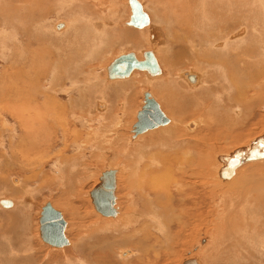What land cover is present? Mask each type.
<instances>
[{"label":"rangeland","instance_id":"374dc122","mask_svg":"<svg viewBox=\"0 0 264 264\" xmlns=\"http://www.w3.org/2000/svg\"><path fill=\"white\" fill-rule=\"evenodd\" d=\"M13 1L15 2V0ZM137 1L144 7V12L148 15L150 21V27L153 28V33L158 36L159 41L153 39V34H139L147 31V27V29L143 28L140 31L137 28L128 26L131 15L128 0H67L62 12L59 5L53 0H41L31 14L27 12L26 23L14 22L13 19L10 20V23H7L4 21V17L0 18V23L4 24L2 31L0 30V81L5 76L10 75L9 77H11L12 73V79H16L13 80L14 82L19 84L20 87L27 86L23 91L28 92L27 95L21 96H26L24 102L30 103L31 78L36 81L41 80L38 84L41 87L39 88L40 93L49 91L52 87L51 82L55 81L53 87H58L61 86L64 80V82L69 81L71 78H65L62 67L63 63L68 60L67 57L71 55L78 54L79 57L73 63L79 65L80 72L78 69L77 71L81 75L79 76L81 78L78 77L77 82L79 84H76L75 89L71 90L68 85L66 87L68 93H62L56 97L58 101L67 106L70 105L69 98H75L80 113L77 115V119L74 120L75 131L72 126L67 127L64 132L58 131L56 134L58 143H53L50 149H46V152L44 151L46 154L43 157L37 155L30 157V147L28 149L22 148L19 141L24 137L23 127L18 123L17 118L8 113L0 117V200L5 199L11 200L13 203L16 202V205L10 209H4L0 206V264H67L68 261V264H183V262L192 259L196 260L198 264H230L232 261L233 263H236V261H227L229 258L227 260L223 258L222 262H218L216 256V259L212 257L214 255L213 250L219 244V241H217L219 236L215 231V228L217 230L219 228L215 219L217 215H221L229 222L228 225L224 226L225 228L222 227L224 229L238 224V227H244L239 229L241 233V230L248 231L247 233L250 235V232L257 228L259 233L263 234L264 212L259 209L262 207H255L254 210V207L251 208L248 204L244 205L241 196L245 191L244 189L246 191L254 187L258 191L264 189V157L256 158L259 155L264 156V150H253V154L243 155L246 160L244 159L245 161L232 178H226L221 171H218L225 166L226 158L229 161H235L238 154L243 153L245 149L249 148L251 150L256 140L259 138L264 139V59L258 57L255 60H250V62H255L251 65V68L244 71L241 80L239 79L238 88L242 91H240L238 112L234 111L233 114L230 110H227V114H219L215 111V108L223 100L220 99L219 88L216 87L219 84V75L214 66V60H217V58L213 57V60L207 59L208 63L207 61L204 62V59L200 58L202 53L187 50L186 48H189V45L181 42L184 44L185 48L183 49L187 53L181 54L183 57L180 56L179 59H175L172 53H174V50L176 51V48H181L179 47L181 44L179 38L171 37L172 34L166 28L167 20L166 25L163 22V16L168 17L170 13L166 2L168 0ZM210 1V6L212 8L214 6V8L211 10L209 6L208 10L211 12L210 14L216 15L217 7L213 4V0ZM255 1H224L227 6H224L223 11L226 10L227 12L226 14L223 12V15L228 20L231 19V24L229 21V23H226L229 25L225 26L223 36H216V32L213 31L218 38L215 41L213 37L212 42L215 43L212 46L213 48H222L221 51L224 52L228 50L227 48H235V45L230 43L229 38L234 34L238 41H234L238 45L236 48H255L258 43V31L255 28L262 31L264 26V13L257 7ZM11 2L12 0H0V9L4 6L10 8ZM201 2L202 0H186L184 4L188 5L186 8L193 17L195 15L201 17ZM231 3H236V6ZM12 11L15 12L14 8H12ZM20 12L23 13L24 10ZM162 12L163 14H160ZM220 13L222 15L221 10L218 11V14ZM201 22H203V19H201ZM68 23H70L69 28ZM59 24L65 25L60 29V32L56 30V26L59 28ZM72 27L78 28V38L76 39L79 44L70 43L69 41ZM207 29L209 30V28ZM14 31H17L18 35L13 36V39ZM51 31L55 33L64 32L65 34L60 40V37L56 38ZM128 32L139 35L136 36L137 38L135 37L136 42L138 41L137 49L130 48L123 43V38ZM195 33L192 34L193 37L200 36L199 30L197 34ZM207 37L209 36L207 35ZM176 40L178 41L176 42ZM158 42L159 44H156ZM177 43L179 44L177 45ZM69 45L74 47H67ZM147 50L154 51L160 69H162V75L158 79L150 80L144 72H134L124 80H107L105 69L113 59L121 54L134 52L141 60V53ZM30 52L36 53L34 58L38 57L30 65L44 66L51 69L52 73L47 81L42 80L41 77H33L30 68H23L20 73L18 72L19 74L15 72L16 68L21 66L20 62L9 65L11 56L16 57L23 54L22 57L27 61ZM65 54H67L66 57ZM55 60H57L56 63ZM173 60L174 62H180L181 65L177 66L178 68L176 67L177 69L174 71L169 66V62L172 63ZM59 67H61L60 81L56 82L54 70ZM26 70L30 72V75L25 73ZM186 72L198 74L202 77L201 82L203 83L200 82L201 84L198 83L192 88L183 78V74ZM133 79L137 82V86L135 85L132 90L129 87L127 90H131L132 92L129 91L131 92L129 94H134L133 96L127 97L126 90L123 88L120 89L121 92L119 89V91H114L115 87L119 85L128 84L131 86ZM153 83L162 84L160 91L154 88ZM154 90L158 94L160 92L165 94L168 101H170L169 104L163 102ZM69 91H72V93ZM144 91H149L159 103L170 123L164 127L133 137L132 127L136 122V114L143 105L142 92ZM227 95L230 96L231 93L228 91ZM42 97L41 95L40 103L44 100ZM215 97L218 99H215ZM202 100L203 103L208 104L206 108H201L202 102L200 101ZM245 101H248V103H245ZM18 103H20V100ZM168 107L171 110L178 109L181 111L180 116L172 113ZM69 120L72 119L69 118ZM231 120L233 121L231 122ZM173 124L178 131L180 130V135H186L183 138H178V141H188V143L191 142L190 144H197L196 142H198L202 146L197 145L202 147L203 150L206 148L205 145H208L209 151L212 150L209 154L210 161L204 170L205 175H203L206 181L203 185H197L200 180L199 176L195 175L193 177L194 181L192 180L195 183L193 196L188 195L189 198H184L183 196L173 195L172 200L168 199L170 208H174L179 204V200L181 207L180 209L175 207L174 219H172V216L171 218L170 216L167 217L166 224L170 222V230L166 228L159 231L154 230V228L150 230V226H155V222L151 221L150 217L145 221L147 218H141V216L145 217V211L148 212L150 209L152 211L153 208L160 213L162 211L159 210V201H155L150 196H141L146 192L148 194V185L144 184H147L146 179L150 182L152 178H156L158 182L159 178L156 176L164 175L163 170L171 165H167L170 163L169 158H164L168 155V151L165 149L162 151L157 150L151 145H148V148L147 144L150 143V140L153 141L154 138L159 137L160 134L162 135V132ZM208 127L211 129L207 131ZM206 132L209 133L208 136H205ZM203 136L206 137V141L202 140ZM146 141L149 142L146 143ZM65 142L66 146L64 145ZM110 143H113L114 146ZM247 152L250 151L247 150ZM196 154L197 152H194V155ZM254 158L256 159L254 160ZM195 159L199 161L197 158ZM72 160L75 163L71 164ZM111 169L117 171L115 196L118 214L114 219L104 218L98 214L94 210L89 197V192L97 185L101 172ZM251 177V180L256 181L257 184L248 181L247 185H241L243 190H240L239 186L236 185L239 184L238 181L250 179ZM160 200H162L161 202L166 201L165 198H160ZM183 200L186 202L185 206L182 203ZM191 200H194V204L190 202ZM195 200H198V206ZM45 202H50L55 209L60 211L66 222L65 236L69 241V245L64 248H51L40 239L39 216L41 207ZM240 202L241 205H239ZM222 206H225L224 211L220 213L218 209ZM183 209L190 210L182 214ZM230 211L231 213H229ZM22 215H24V221L22 220L21 223L24 225V229L20 225L22 229L20 231L16 222L21 220ZM26 215H28V219H25ZM238 215L240 216L238 217ZM129 218L135 219L134 224L123 226V223H125L123 220L130 223ZM146 225L147 230H142V227ZM147 231L148 234L145 235ZM168 233L178 235L179 240L168 246V243L164 242ZM250 237L256 238L251 235ZM257 237L260 241L258 239L253 240L258 242L257 249L261 257L260 259H254L259 261L260 264H264V241L262 240L264 236L259 237L258 235ZM243 238H241V244L237 240H233L235 243L231 244L233 246H243L246 242ZM228 239L229 236L221 241L219 245L221 246V243L225 242L229 243ZM123 252H126V256H122ZM206 255L209 256L205 257Z\"/></svg>","mask_w":264,"mask_h":264},{"label":"bare ground","instance_id":"6f19581e","mask_svg":"<svg viewBox=\"0 0 264 264\" xmlns=\"http://www.w3.org/2000/svg\"><path fill=\"white\" fill-rule=\"evenodd\" d=\"M41 1V0H15V2L12 0L11 4L9 5V7H2L4 9H0V18L4 17V21L7 22V23H10V20L13 19L14 22H23V23H26L27 22V12H30V14L33 12L35 6L37 8V5H38V2ZM55 3H57V5H59L60 7V11H64L63 8L65 7L66 5V1L67 0H53ZM75 1H84V0H75ZM137 1V0H136ZM184 1L186 0H168L166 1L167 2V5H168V9L170 10V13H169V16H163V22L165 23L166 25V20L168 22V24L166 25V28L168 29V31L172 34L171 37L173 38H179L180 39V44L179 47L181 48H176V51L174 50V53H172V56L175 57V59H179L180 56H182L181 54H186L187 52L183 49L185 48L184 47V44H182L181 42L185 43V45H189V48H186L187 50H195L194 53H202L201 57L202 60L204 59V62L207 61L208 63V60L209 59H214L213 57H216L217 60H214L215 61V68L218 72V75H219V84L216 86L217 88H219V95L220 96V99L223 100V101H220V103L216 106L215 108V111L216 112H219V114H224L226 113L227 114V110H230L231 113L234 114V111L235 112H238V109H239V97L241 95V92L242 90H239L240 88H238V83L239 82V79L241 80V76L243 74L244 76V71L247 69V68H251V65L255 62H250V60H255V58H263L264 59V26L262 28V31H259L257 28H255V30L258 31V36H257V44L255 46V48H236L238 47L237 43H234V41H237V39L235 38V34L234 36H229L230 38V43L231 44H234L235 45V48H227L228 50L227 51H221L222 48H213V44H215L214 42H212L214 39L215 41L218 40V38L216 36H223L224 34V28H226L227 26L226 25H229V24H226V23H229L231 24V19L228 20L224 15H223V10H224V6L226 7L227 4L226 2H224L225 0H213V4L217 7V10L215 11L216 12V15L214 14H210L211 12L208 10L209 9V6L211 5V1L210 0H202L201 2V8L202 9V16L201 17H197L195 14V16L193 17V15H191L190 11H188V8H186V6L188 7V5L184 4ZM230 1H235V0H230ZM138 2V1H137ZM199 2V1H198ZM219 2H221V4H219ZM257 3V7L263 11L264 13V0L263 1H258L257 0L255 1ZM139 3V2H138ZM228 3V1H227ZM69 4H70V1H69ZM140 4V3H139ZM212 4V5H213ZM233 6L235 5L236 6V3H231ZM22 7H21V6ZM141 5V4H140ZM185 6V7H184ZM200 6V5H199ZM198 6V7H199ZM230 6V5H228ZM142 7V10L145 11L143 8V6L141 5ZM215 7V8H216ZM12 8H14L15 12L12 11ZM197 8V7H196ZM211 10L213 8L210 6ZM236 8V7H235ZM199 9V8H198ZM199 9V10H200ZM2 10V11H1ZM21 10H24L23 13H21L20 11ZM74 10V9H73ZM220 10L222 11V15L221 13L218 14V11L220 12ZM75 11V10H74ZM165 11V10H164ZM209 11V13H208ZM9 12V13H8ZM198 12V10H197ZM226 10H225V14H226ZM214 13V12H212ZM72 14V13H71ZM160 14H163L160 13ZM219 16H218V15ZM67 15V14H66ZM148 16V15H147ZM197 17V18H195ZM149 19V18H148ZM201 19H203V22H201ZM233 19V18H232ZM238 19V18H237ZM263 19H264V16H263ZM229 21V22H228ZM192 23V24H191ZM263 23H264V20H263ZM262 23V24H263ZM40 24V23H39ZM69 24H67L68 28H69ZM99 24V23H97ZM38 25V24H37ZM36 25V26H37ZM62 27H59L57 28L56 26V30H58L60 32V29L63 28V26H65L64 24H61ZM163 25V24H162ZM35 26V27H36ZM98 26V25H97ZM102 26V25H101ZM164 26V25H163ZM226 26V27H225ZM4 27V24L3 23H0V30L2 31ZM39 27V26H38ZM48 27V26H47ZM132 27V26H131ZM148 29H147V28ZM256 27V26H255ZM95 28V27H94ZM135 28V27H134ZM143 28H146L147 31L143 32V33H139L141 35H149V34H153V39L155 40H158V36L153 33V28L150 27V21H149V24ZM139 29L140 31L143 29ZM206 28H209V30L207 31ZM72 31L71 34H70V43H74L76 44L77 43V39L78 38V35H77V31H78V28L76 27H72L71 28ZM138 29V28H137ZM253 29V28H252ZM12 30V29H11ZM52 30V28H51ZM64 30V29H63ZM165 30V29H164ZM198 30L200 31V36L199 37H193L192 34L195 33L197 34L198 33ZM155 31H157L155 29ZM154 31V32H155ZM211 31V32H210ZM213 31L216 32V36L214 35ZM47 32L49 33L48 29H47ZM52 34L58 38L60 37V40H61V37H64L63 34H65L64 32H61V33H55L53 31H51ZM149 32V33H148ZM158 32V31H157ZM167 32V31H166ZM4 34V32H2ZM30 33V32H29ZM35 33V32H34ZM148 33V34H147ZM169 33V34H170ZM208 33V34H207ZM134 32H128L125 36H124V40H123V43L126 44L128 47L130 48H133V49H137L138 47V41L136 42L135 40V37L138 35ZM18 33L17 31H14L12 37L14 36H17ZM44 35V34H43ZM207 35L209 37H207ZM139 36V35H138ZM137 36V37H138ZM151 36V35H150ZM212 36V37H211ZM13 37V39H14ZM136 37V38H137ZM214 37V39H213ZM29 38V37H28ZM140 38V37H139ZM33 39V38H32ZM36 39V38H35ZM227 39V38H226ZM18 40V39H17ZM40 40V39H39ZM59 40V41H60ZM142 40V39H141ZM140 40V41H141ZM154 40V41H155ZM33 41V40H32ZM178 40H176L177 42ZM41 42V41H39ZM153 42V41H152ZM225 42V41H224ZM238 42V41H237ZM38 43V42H37ZM43 43V42H42ZM96 43V42H95ZM48 44V43H47ZM73 44V45H74ZM79 44V43H77ZM123 44V45H124ZM155 44V43H154ZM156 44H159L156 43ZM172 44V43H170ZM179 43H177L178 45ZM72 45V44H71ZM67 46V47H74V46ZM103 45V44H102ZM153 45V44H152ZM219 45V44H218ZM61 46V45H60ZM65 48H66V45L64 44ZM170 46V45H169ZM172 46V45H171ZM221 46V45H220ZM240 46V45H239ZM187 47V46H186ZM200 47V48H198ZM201 47H205V48H201ZM3 48V47H2ZM6 48V47H5ZM49 48V47H48ZM169 48V47H168ZM43 49V48H42ZM224 49V48H223ZM70 50V49H69ZM55 51V50H54ZM147 51H151L153 53V56L158 64V67L160 69V65H159V62L156 58V54L154 53L153 50H147ZM33 52V51H32ZM30 52V56H28L29 58L24 60V57L23 54H19L17 55L16 57H13L11 56V60H10V63L9 65H14L15 63L17 64L18 62H20L21 66L16 68V71L15 72H21L23 70V68H30V72L32 71V75L33 77H41L42 80L44 81H47V78L49 77V75L52 73L51 69L47 68V67H40V66H35V65H30L31 63H33L36 58L38 57H35L34 56L36 55V53H32ZM64 52V51H62ZM74 52V51H73ZM146 52V51H144ZM142 52L141 56V60L143 59V53ZM263 52V53H262ZM70 53V52H69ZM134 53V52H133ZM60 54V53H58ZM160 54V53H159ZM213 54V55H212ZM50 55V54H49ZM67 54H65V57H66ZM134 55L136 56L137 60H140L138 55L136 53H134ZM177 55V56H176ZM79 56L78 54L76 55H71L69 57H67L68 60H66L64 63H63V67H62V72L64 73V76H66L65 78L68 79V78H71L69 81H66V82H62L61 86H56V87H53V84L54 82H51L52 83V87L49 89V91H47L46 93H40L39 91V88L40 84L39 82H41V80L38 79V81L36 80H30V103H26L24 102V100L26 99V96L24 97H21L23 95H27L28 92H23L25 90V87L27 86H22L20 87L19 84H17L16 82H14L13 80H16V79H12V71L10 72L11 73V77H9L10 75H8L7 77L5 76L3 78V80L1 79V85H0V117H3V115H6L7 113L15 118H17V121L19 124L22 125L23 127V135L24 137L20 139V143H21V146L22 148H26L28 149L30 147V157H35L36 155L38 157H43L44 154V151L46 152V149H50V146L58 141L56 140V134L58 131H61V132H64L66 130L67 127H71L73 128V130L75 131L74 129V120L75 118L77 117L79 113V106H77V102L75 100V98H69L70 99V105L67 106L65 105L64 103H61L60 101L57 100V96L61 95L62 93H68V89H66V87L69 85L70 89L72 90L73 88L75 89L76 88V84L79 82H77L78 80V77L81 76L79 75V72L80 70L78 69L79 68V65H76L74 62L75 59H77ZM118 57V56H117ZM183 57V56H182ZM49 58V57H48ZM61 58V57H60ZM199 57H197L198 59ZM199 58V59H200ZM35 59V60H34ZM80 59V58H79ZM186 59V58H185ZM208 59V60H207ZM62 60V59H61ZM201 60V59H200ZM211 60V61H212ZM57 60H55V63H56ZM82 61V60H81ZM163 61V60H162ZM196 61V60H195ZM29 62V63H28ZM41 62H43L41 60ZM49 62V61H48ZM54 62V60H53ZM61 62V61H60ZM169 62V61H168ZM184 62V61H183ZM46 63V62H44ZM178 63V65H177ZM182 63V62H181ZM36 64V63H35ZM80 64V63H79ZM166 64V63H165ZM209 64H210V61H209ZM42 65V64H41ZM180 65V62L178 61H175L173 60L172 63L169 62V66L171 69H173V71L175 69H177ZM183 65V64H182ZM17 66V65H15ZM168 66V67H169ZM181 66V65H180ZM177 67V68H176ZM107 68V67H106ZM12 69V68H10ZM78 69V71H77ZM51 71V72H50ZM55 80L56 82L60 81L59 77L61 75V67L59 68H56L55 70ZM54 71H53V74H54ZM106 71V69H105ZM172 71V70H171ZM5 72V71H4ZM30 72H28L27 70L25 71V73L29 74L30 75ZM134 72H144V71H134ZM132 72V73H134ZM247 72V71H246ZM257 72V71H256ZM18 73V74H19ZM62 73V74H63ZM147 76V78H150V80H155V79H158V77H160L162 75V69H160V72L159 74L155 75V76H151L149 75L147 72H144ZM7 74V72H6ZM263 74V72H262ZM261 74V75H262ZM132 75V74H131ZM194 76L195 77V81L194 82H190L188 80V77L189 76ZM255 75V74H254ZM251 76V74H250ZM264 76V75H263ZM2 77V76H1ZM106 77H107V73H106ZM130 77V76H129ZM128 77V78H129ZM247 77V76H246ZM258 77V76H257ZM260 77V76H259ZM81 78V77H79ZM183 78L188 82V84L191 85L192 88H194L198 83L201 82V78L198 74H194V73H191V72H186L183 74ZM248 78V77H247ZM246 78V80H248ZM252 78V77H251ZM250 78V79H251ZM255 78V77H254ZM127 79V78H125ZM170 79V78H169ZM257 79V78H255ZM54 80V79H53ZM62 80V79H61ZM108 80V78H107ZM116 80H124V79H116ZM135 79H133V81L131 82V86L130 85H124V86H118V87H115L114 91L115 90H120V89H124L126 90V94H127V97H131L133 96L132 94H129L131 93L132 91V88H134V86L136 85V81H134ZM149 80V81H150ZM32 81H35L37 82V84H35V82L33 83ZM109 81H115V80H109ZM163 82V81H162ZM251 82V81H250ZM255 82V81H254ZM252 82V83H254ZM141 83V82H140ZM203 83V82H201ZM200 83V84H201ZM35 84V85H34ZM45 84V83H43ZM250 84V83H249ZM162 85V84H161ZM161 85L160 83H153V86L155 89H161ZM137 86V85H136ZM129 91H127L128 89ZM23 88V89H22ZM65 88V90H64ZM12 89V90H11ZM118 90V91H119ZM217 90V89H216ZM244 90V88H243ZM122 90H120L121 92ZM155 91V90H154ZM160 91V90H159ZM230 92L231 95H227V92ZM42 92V91H41ZM70 93H72V91H69ZM116 92V91H115ZM144 92H148L150 93L149 91H144ZM142 92V96H143V93ZM156 92V91H155ZM204 92V91H202ZM201 92V93H202ZM215 92V91H214ZM245 92V90H244ZM157 93V92H156ZM246 93V92H245ZM43 96L42 98H44L43 101H41L40 103V99H41V95ZM118 94V92H117ZM136 94V93H135ZM158 94V93H157ZM218 94V93H217ZM247 94V93H246ZM244 94V95H246ZM151 95V94H150ZM159 95V98L163 100V102H167L169 104L170 101H168V99L166 98V95L161 93L158 94ZM213 95V94H212ZM243 95V94H242ZM249 95V94H248ZM216 96V95H215ZM253 96V95H252ZM86 97V96H85ZM152 97V95H151ZM168 97V96H167ZM193 97V95H192ZM217 97V96H216ZM215 99H218L216 98ZM219 97V96H218ZM251 97V96H250ZM135 98V97H133ZM132 98V99H133ZM153 98V97H152ZM244 99V97H242ZM247 98V97H246ZM245 98V99H246ZM249 98V97H248ZM20 100V103L19 100ZM154 99V98H153ZM253 99V98H252ZM261 99V98H260ZM259 99V100H260ZM82 100V99H81ZM155 100V99H154ZM205 100H207L205 98ZM212 100V99H211ZM254 100V99H253ZM156 101V100H155ZM218 101V100H217ZM225 101V102H224ZM255 101V100H254ZM157 102V101H156ZM202 102V106L201 108H206V106L208 104L203 103V100L200 101ZM250 102V101H249ZM245 103H248V101ZM159 104V103H158ZM166 104V103H165ZM252 104V103H251ZM244 105V104H243ZM242 105V106H243ZM160 106V105H159ZM166 106V105H165ZM168 106V105H167ZM210 106V105H209ZM241 106V105H240ZM245 106V105H244ZM161 108V107H160ZM170 109V107H168ZM213 108V109H214ZM245 108V107H244ZM249 108V107H248ZM212 109V108H211ZM162 110V109H161ZM171 110V109H170ZM214 111V112H215ZM229 111V112H230ZM78 112V113H77ZM163 112V111H162ZM172 113L174 114H178V116H180L179 113H181V111H179L178 109H173L171 110ZM222 112V113H221ZM164 113V112H163ZM208 113V112H207ZM129 114V113H128ZM239 114V113H238ZM165 115V114H164ZM166 116V115H165ZM167 117V116H166ZM69 118H71L72 120H69ZM79 118V117H78ZM77 119V118H76ZM3 120V119H2ZM1 120V121H2ZM169 120V119H168ZM233 120H231L232 122ZM3 122V121H2ZM196 122V121H195ZM219 122V121H218ZM221 122V121H220ZM170 123V120L168 122V124ZM199 123V122H198ZM166 124V125H168ZM226 124V123H225ZM165 125V126H166ZM177 125V124H176ZM227 125V124H226ZM233 125V124H231ZM238 125V124H237ZM21 127V128H22ZM164 127V126H162ZM226 127V126H225ZM161 128V127H159ZM70 129V128H69ZM158 129V128H156ZM211 128L208 127L207 128V131L210 130ZM221 129V128H220ZM235 130V129H234ZM237 130V128H236ZM68 131V130H67ZM151 131V130H150ZM162 131V130H161ZM224 131V130H222ZM15 132V131H14ZM159 132V131H158ZM74 133V132H73ZM231 133V131H230ZM77 134V133H76ZM160 134V133H159ZM209 133H205V136H208ZM142 135V134H141ZM158 135V134H157ZM156 135V136H157ZM202 135H203V132H202ZM155 136V135H154ZM186 136V135H184ZM184 136L180 135V130L178 131L177 127L173 124V125H170L169 127H167L166 130H164L162 132V135L160 134L159 137L157 138H154L153 141L150 140V143L147 144L148 145H151L153 146V148H157V150H166L168 151V155L167 156H164L165 157H168L169 160H170V163L167 164V165H171L169 168L166 167V169L163 170L164 175L163 174H160L161 176H156L158 177V182L156 181V178H152L149 182L148 179H146V183L147 184H144V185H148V188L149 190L148 191V194L147 192L144 193V195L140 194L141 196H144V197H153L155 199V201H159V210L162 211V213H160L159 211H157L156 209L153 208L152 211H145L146 213H144L145 217H142L141 218H147L145 221L148 220V217H150L151 221L153 220V222H155V226H150V230H152L154 228V230H164L165 228L167 230H170L171 229V224L170 222L168 224L167 223V217L172 216V219H174V216H175V212H176V208L180 209V200L178 201L179 204H177L174 208H170L168 206L169 204V200L168 199H171L172 200V197L173 195H178V196H183L184 198L185 197H188V195H192L195 193L194 189H195V183L192 182L193 180V177L195 175H198L199 176V180L200 182H198L197 185H203L205 183V177L203 175H205V172L204 170L206 169L209 161H210V152L212 151H209L210 149L208 148V145H205V149L203 150L202 145H200V143L198 144V142H196L197 144H190L188 143V141H178V138H183ZM203 136V141H206V137ZM123 137V136H122ZM133 137H137V136H134L133 134ZM64 139L68 138L66 136L63 137ZM220 138V137H219ZM229 138V137H228ZM77 139V138H76ZM63 140V139H62ZM67 140V139H66ZM88 140V139H87ZM113 140V138H112ZM222 140V138H221ZM228 140V139H227ZM114 141V140H113ZM11 142V141H10ZM64 142V140H63ZM69 142V141H68ZM115 142V141H114ZM113 142V143H114ZM149 142V141H146V143ZM202 142V141H201ZM58 143V142H57ZM82 143V142H81ZM113 143H110L111 145ZM145 143V145H146ZM66 144V142L64 143V145ZM154 144V145H152ZM85 145V144H84ZM119 145V144H118ZM141 145V144H140ZM66 146V145H65ZM64 146V147H65ZM114 146V145H112ZM213 148H215L214 146H212ZM250 147V146H249ZM67 148V147H66ZM149 148V146H148ZM212 148V149H213ZM264 148V147H263ZM146 150V149H145ZM250 151V152H247ZM262 151L264 149H261ZM24 151V150H23ZM51 151V150H49ZM156 151V149H155ZM59 152V151H58ZM194 152H197L196 155H194ZM253 149H245V151L243 152V155H247L248 153H252L253 154ZM160 153V152H159ZM162 153V152H161ZM157 154V153H156ZM155 154V155H156ZM251 154V155H252ZM162 155H164L162 153ZM258 155V154H257ZM143 156V155H142ZM150 156V155H149ZM256 156V155H254ZM46 157V156H45ZM151 157V156H150ZM221 157V156H220ZM224 157V155H223ZM263 158L264 156H257L256 158ZM160 158V157H159ZM195 158H197L199 161H197ZM229 158V156H228ZM242 161L241 163L238 165V166H235L234 168H232V170L228 171V172H231V175L229 176H225L223 173L226 171H223L222 168L219 169L218 172L221 171L222 175L226 178H229V177H233L234 174L236 173V171L238 170V168L242 165L243 161L246 160V158L242 157ZM254 158V160L256 159ZM161 159V158H160ZM159 159V161H160ZM245 159V160H244ZM70 160V159H69ZM68 160V161H69ZM75 160V159H74ZM72 160L71 164L75 161ZM165 160V159H164ZM168 160V161H169ZM71 161V160H70ZM69 161V162H70ZM66 162V161H65ZM152 162V161H151ZM28 163V161H27ZM222 163V162H221ZM69 164V163H68ZM70 164V166H71ZM146 164V163H145ZM159 164V163H158ZM75 165V164H74ZM77 165V164H76ZM69 166V165H68ZM223 166V165H222ZM75 167V166H74ZM165 167V165H164ZM224 167V166H223ZM73 168V167H72ZM69 170V168H68ZM71 170V168H70ZM112 170V169H111ZM115 171V176L117 175V171ZM145 171V170H144ZM77 172V171H76ZM216 172V171H215ZM102 173V172H101ZM71 174V173H69ZM220 174V173H219ZM218 174V175H219ZM76 174H74L75 176ZM79 175V173H78ZM101 175V174H100ZM141 175V174H140ZM221 176V174H220ZM76 177V176H75ZM117 177V176H116ZM153 177V176H152ZM222 177V176H221ZM70 178V177H69ZM78 178V177H76ZM75 178V179H76ZM81 178V177H79ZM149 178V177H148ZM240 178V177H239ZM61 179V178H60ZM161 179V180H160ZM234 179V178H233ZM241 179V178H240ZM252 177L250 179H242L240 182L238 181L239 184H236L239 186L240 190H243V186L241 185H247L248 181L249 183H255L257 184L256 181H252L251 180ZM116 180V178H115ZM160 180V181H159ZM235 180V179H234ZM62 181V180H61ZM194 181V180H193ZM217 181V180H216ZM226 182V180H225ZM234 182V181H232ZM236 182V181H235ZM99 183V178H98V182L97 184ZM259 183V181H258ZM160 184H162L161 186H159ZM224 184V183H222ZM226 184V183H225ZM235 184V183H234ZM233 185V184H232ZM259 185V184H258ZM264 185V183H263ZM231 186V185H229ZM261 186V184H260ZM201 187V186H200ZM227 187H228V184H227ZM236 187V186H235ZM231 188V187H230ZM235 189V188H234ZM236 189L238 190V188L236 187ZM235 189V191H236ZM245 191L243 192L242 194V199L244 201V205L248 204L250 205V207H254V210L256 209L255 207H262V208H259L261 209V212L263 210L264 212V189H260V191H258L257 189L255 190V187L254 188H250L246 191V189H244ZM242 192V191H241ZM225 193V192H224ZM223 193V194H224ZM234 193V192H233ZM146 194V195H145ZM226 194V193H225ZM230 194V193H229ZM228 194V195H229ZM238 194V192H237ZM236 195V194H235ZM160 198H165L166 201H163L161 202L162 200H160ZM180 198V197H179ZM189 198V197H188ZM192 198V197H191ZM221 198V196H220ZM239 198V197H238ZM187 199V198H186ZM223 199V197H222ZM224 200V199H223ZM222 200V201H223ZM11 201V200H10ZM189 201V200H188ZM12 202V201H11ZM147 202V201H146ZM192 204H194V200H191L190 201ZM196 202V205L198 204V200H195ZM201 202V201H200ZM16 203V202H15ZM12 202V207H14L16 204ZM182 203L184 204V206L186 205V202L183 200ZM189 203V202H188ZM144 204V203H143ZM182 204V205H183ZM179 205V206H178ZM223 205V204H222ZM241 205V202L240 204ZM247 205V206H248ZM1 206V205H0ZM151 206V205H150ZM166 206V207H165ZM178 206V207H177ZM188 206V205H187ZM198 206V205H197ZM11 207V208H12ZM144 207V205H143ZM225 207V206H224ZM224 207L222 206V208L220 207L218 209V211L223 212L224 211ZM245 207V206H244ZM2 208L4 209H10V208H6V207H3ZM114 208L116 209V216L118 214V209L116 208V202H115V205H114ZM145 208V207H144ZM248 208V207H247ZM197 209V208H196ZM229 209V208H227ZM226 209V210H227ZM258 209V208H257ZM190 209H187V210H182V214L187 211H189ZM243 210V209H242ZM181 211V210H180ZM231 213V211L229 212ZM257 213V212H256ZM260 213V211H259ZM258 213V214H259ZM231 215V214H230ZM254 215V214H253ZM63 216V215H62ZM116 216L114 218H116ZM186 216V214H185ZM232 216V215H231ZM240 215H238L239 217ZM15 217V216H14ZM184 217V215H183ZM252 217V216H251ZM10 218H12L10 216ZM105 218V217H104ZM113 218V219H114ZM121 218V217H119ZM237 218V217H236ZM256 218V217H255ZM24 219V215H22L21 217V220L20 221H17L16 225L19 227V230L21 231L22 229H24V225L21 223L22 220ZM25 219H28V215L25 216ZM171 219V220H172ZM217 220V225H218V230L217 228H215V231L217 232V241H219V244L221 241H224L225 239L228 238L229 236V243H221V246L218 244V246L213 250V254L212 257L215 258H218V262H222L223 261V258L225 260H227L229 258V260L227 261H230V260H234L236 261V263H233V261L230 263V264H260L259 261H257L256 259L254 258H259L261 257V254H258L259 251L257 249V245H258V242L254 241L253 239H258L259 238L257 237L259 235V237L261 236H264V232L263 234L261 235V233H259V229L257 228H254L253 229V232L249 231L250 232V235L251 236H254L256 238H251L250 235H248V231H242V233L240 232V228H244V227H238L237 225L236 226H232L231 228H228V229H224L226 225L229 224V222H227V219H225L224 217H221V215H217V218H215ZM134 218H129V222L126 221V220H123V226L127 225V224H134ZM235 220V218H234ZM251 220V219H250ZM24 221V220H23ZM118 222L120 220H117ZM248 221V220H247ZM117 222V223H118ZM139 222V221H138ZM244 222V220H243ZM249 222V221H248ZM255 222V221H254ZM152 223V222H151ZM233 223V222H231ZM139 224V223H138ZM137 224V225H138ZM146 224V223H145ZM170 224V225H169ZM182 224V223H180ZM254 224V223H253ZM20 225L22 227V229L20 228ZM113 225V224H112ZM140 225V224H139ZM216 225V227H217ZM244 225V223H243ZM246 225V223H245ZM115 227V226H114ZM128 227V226H126ZM224 227V228H222ZM229 227V226H228ZM248 227V226H247ZM252 227V226H250ZM9 228V227H8ZM7 228V229H8ZM130 228V227H129ZM147 225L146 226H143L142 227V230H147ZM259 228V227H258ZM66 229V228H65ZM126 229V228H125ZM141 229V228H140ZM108 230V229H107ZM119 230V229H118ZM263 230V229H262ZM137 231V230H136ZM135 231V233H136ZM141 231V230H140ZM167 232V231H166ZM241 233V234H240ZM118 234V232H117ZM133 234V233H132ZM148 234V231L145 233V235ZM213 234V233H212ZM180 235V234H179ZM243 235V237H241ZM124 236V235H123ZM227 237V238H226ZM250 237V238H248ZM241 238H243V240H246V242L244 243L245 245L243 246H233L232 244L235 243V241L233 240H237L240 242L241 244ZM68 240V239H67ZM101 240V239H100ZM179 240V237L178 235H172V234H166V239L164 240V242H167L168 243V246L171 245L172 243H175V241ZM262 240L264 241V239L262 238ZM102 241V240H101ZM128 241V240H127ZM236 241V242H237ZM260 241V240H259ZM262 241V242H263ZM99 242V241H98ZM156 243L157 240H155ZM232 243V244H231ZM264 243V242H263ZM262 243V244H263ZM103 244V243H102ZM163 244V243H162ZM243 244V243H242ZM68 245H69V241H68ZM231 245V246H230ZM235 245V244H234ZM103 246V245H102ZM264 248V246H263ZM262 248V249H263ZM78 249V248H77ZM76 249V250H77ZM102 249V248H101ZM76 252V251H75ZM210 253V252H208ZM264 253V252H263ZM80 255V254H79ZM77 255V256H79ZM146 255V254H144ZM211 255V254H209ZM208 255V256H209ZM76 256V257H77ZM81 256V255H80ZM122 256H126V252H123L122 253ZM207 255L205 257H208ZM242 256V257H241ZM82 257V256H81ZM210 258V257H209ZM208 258V259H209ZM215 258V259H216ZM207 259V258H206ZM210 260V259H209ZM255 261V262H253ZM69 262V261H68ZM67 262V264H68ZM77 262V261H76ZM197 262V261H196ZM225 262V261H224ZM80 264V263H79ZM216 264V263H214Z\"/></svg>","mask_w":264,"mask_h":264},{"label":"water","instance_id":"95a60500","mask_svg":"<svg viewBox=\"0 0 264 264\" xmlns=\"http://www.w3.org/2000/svg\"><path fill=\"white\" fill-rule=\"evenodd\" d=\"M131 9V15L128 26L141 29L149 24L147 14L142 10L141 5L136 0H128ZM62 25L59 24V27ZM134 71H144L151 76L159 74L160 69L151 51L143 53V59L137 60L133 52L121 54L107 66L106 73L108 80L128 78ZM190 82L195 81L194 76H189ZM169 120L162 112L159 104L151 97L150 93H143V105L136 114V122L132 127L134 136L144 134L150 130L165 126ZM264 139L259 138L253 143V150L264 149ZM257 148V149H256ZM243 157V153L236 157L235 161L225 159V166L222 168L225 176L231 175L235 166H238ZM116 180L114 170H105L99 177V183L89 192V197L94 210L105 218H114L116 209L115 196ZM0 205L6 208L12 207L10 200H0ZM66 222L62 213L55 209L50 202H45L41 207L39 216V236L42 242L51 248H64L68 246V240L65 236ZM183 264H198L196 260H188Z\"/></svg>","mask_w":264,"mask_h":264}]
</instances>
